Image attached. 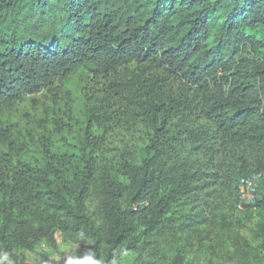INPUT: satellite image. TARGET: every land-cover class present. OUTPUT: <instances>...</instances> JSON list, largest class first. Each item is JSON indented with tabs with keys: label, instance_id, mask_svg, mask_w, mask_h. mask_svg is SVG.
<instances>
[{
	"label": "trees",
	"instance_id": "trees-1",
	"mask_svg": "<svg viewBox=\"0 0 264 264\" xmlns=\"http://www.w3.org/2000/svg\"><path fill=\"white\" fill-rule=\"evenodd\" d=\"M261 49L264 0H0V108L11 110L78 69L106 76L137 62L203 88L206 112L223 134L264 149ZM160 80L141 83L155 135L134 160L116 166L101 164L87 135L60 148L41 136L42 159L27 162L0 124V252L15 264H38L17 255L20 247L32 250L28 228L36 225L53 248L55 232L74 243L84 257L79 264H119L142 249L164 264L157 239L178 238L191 226L173 223V207L191 191L193 174H170L158 151L169 113ZM263 171L264 163L241 166L236 178ZM91 190L98 217L87 210ZM256 205L264 213V195ZM258 232L252 259L264 252V219Z\"/></svg>",
	"mask_w": 264,
	"mask_h": 264
},
{
	"label": "rangeland",
	"instance_id": "rangeland-1",
	"mask_svg": "<svg viewBox=\"0 0 264 264\" xmlns=\"http://www.w3.org/2000/svg\"><path fill=\"white\" fill-rule=\"evenodd\" d=\"M259 57L264 56L261 49ZM131 62L108 75H94L78 69L64 78H55L42 90L25 95L11 110L0 108V124L9 127L21 143V159L41 160L38 139L61 147L87 135L101 164L116 166L134 160L155 135L152 122L142 104V81L159 77L169 111L162 126L159 146L164 168L170 174H193L191 191L173 207L180 225L191 223L178 232V238L164 239L158 245L159 257L171 264H256L252 259L261 245L258 227L264 213L256 200L264 195L258 181L253 198L241 195L236 171L241 166L253 169L264 163V149L248 143L233 142L223 134L216 119L207 114L204 89L185 83L163 69ZM137 77V78H136ZM97 194L91 190L87 210L98 217ZM56 248L28 228L32 250L20 247L17 255L38 264H50L44 257L63 264L66 256L77 257L74 243L55 232ZM166 251V252H165ZM165 252V253H164ZM145 250L123 257L119 264H159ZM79 264V261H78Z\"/></svg>",
	"mask_w": 264,
	"mask_h": 264
},
{
	"label": "built area",
	"instance_id": "built-area-1",
	"mask_svg": "<svg viewBox=\"0 0 264 264\" xmlns=\"http://www.w3.org/2000/svg\"><path fill=\"white\" fill-rule=\"evenodd\" d=\"M258 181L264 184V171L254 172L252 175L247 177H241L239 180L241 195H248L253 198L258 190Z\"/></svg>",
	"mask_w": 264,
	"mask_h": 264
},
{
	"label": "clouds",
	"instance_id": "clouds-1",
	"mask_svg": "<svg viewBox=\"0 0 264 264\" xmlns=\"http://www.w3.org/2000/svg\"><path fill=\"white\" fill-rule=\"evenodd\" d=\"M81 259H84V257L83 256H79V257L66 256L63 259V264H78V261ZM0 264H15V262L8 258V254L0 252ZM92 264H102V261L96 260L95 258H93Z\"/></svg>",
	"mask_w": 264,
	"mask_h": 264
}]
</instances>
